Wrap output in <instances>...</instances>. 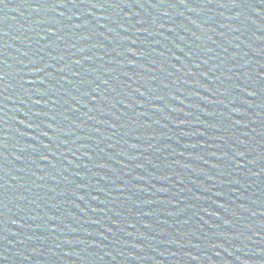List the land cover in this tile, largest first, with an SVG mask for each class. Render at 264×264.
Segmentation results:
<instances>
[{
  "label": "water",
  "instance_id": "water-1",
  "mask_svg": "<svg viewBox=\"0 0 264 264\" xmlns=\"http://www.w3.org/2000/svg\"><path fill=\"white\" fill-rule=\"evenodd\" d=\"M0 264H264V0H0Z\"/></svg>",
  "mask_w": 264,
  "mask_h": 264
}]
</instances>
